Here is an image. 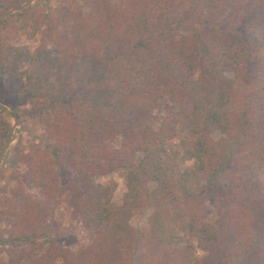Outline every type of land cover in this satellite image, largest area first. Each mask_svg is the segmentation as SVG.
<instances>
[{"label":"trees","instance_id":"trees-1","mask_svg":"<svg viewBox=\"0 0 264 264\" xmlns=\"http://www.w3.org/2000/svg\"><path fill=\"white\" fill-rule=\"evenodd\" d=\"M27 10L0 18V103L29 105L43 134L3 162L0 264H264V0H60L32 12L51 45L32 51L1 36ZM165 96L178 108L155 127ZM9 134L0 109V152ZM175 138L194 168L169 155ZM121 169L113 205L99 179ZM61 203L88 235L75 250L52 238Z\"/></svg>","mask_w":264,"mask_h":264},{"label":"rangeland","instance_id":"rangeland-1","mask_svg":"<svg viewBox=\"0 0 264 264\" xmlns=\"http://www.w3.org/2000/svg\"><path fill=\"white\" fill-rule=\"evenodd\" d=\"M21 1L23 0H17L16 3H19ZM59 2L60 0H37L31 3L30 5L25 7V8H29V10L25 12V16H15L12 18V20H9L8 22L5 21V23L1 25L2 38L12 43L13 45L27 48L30 51L40 46L50 47L51 45H50L49 32L46 30V27L42 23L36 21L35 17L32 16V12L39 13L41 10L45 9L46 6H50L53 9L57 6ZM3 78H4L5 91L7 93L8 92L10 93L9 90L11 83L8 82V80H6V77ZM253 105L256 106L255 104ZM4 106L8 108L13 114L17 113L20 116L19 119L16 118L17 121L14 127V138L10 144V147L15 145L17 142H21L23 147L26 149L31 142L37 141L42 136L43 134L42 126L39 123L38 117L36 116V114L33 113L29 105L11 106L7 104ZM177 108L178 105L176 101L169 96H165L153 111V116L155 119V127L157 123L166 114L176 110ZM4 114L7 116V119L10 122V134L7 139L8 141L11 135L13 121L5 112ZM211 136L213 139L228 138L227 135L220 134L219 131L216 129H213L211 131ZM166 148L168 150L169 155L177 161L178 166L181 170L192 169L195 167L196 162L194 158H192L190 155L186 154L182 150L181 138H175L171 140L167 144ZM3 162L0 165V192L9 191L15 185L14 180H12L11 178L10 169L6 165H4ZM255 177L262 179L264 177V170L259 173H256ZM99 181L102 182L103 184L110 185L111 188L113 189L112 204L113 205L121 204L122 198L126 192V171L123 169L117 170L107 176L100 178ZM205 194L206 197L210 196L209 194H214L217 195L218 197L220 196L222 197L225 193L224 190H215L212 193H208L206 191ZM203 206L208 221L210 222L214 221L215 213H214V209L210 204V201L204 202ZM151 213H152V209L147 206H144L139 210L133 211L129 216L130 225L134 229L144 231L148 225V219ZM53 220L55 223L54 226L55 229L54 231H52V238H54L62 246H65V248L70 250H75L79 246L87 243L88 235L85 233L79 222L72 217L70 213V209L67 206H65V204L61 203L54 210ZM0 226L5 227L6 223L5 222L0 223ZM193 241L195 242V240ZM199 254L201 255L202 252H199ZM2 257H4V255H2Z\"/></svg>","mask_w":264,"mask_h":264},{"label":"water","instance_id":"water-1","mask_svg":"<svg viewBox=\"0 0 264 264\" xmlns=\"http://www.w3.org/2000/svg\"><path fill=\"white\" fill-rule=\"evenodd\" d=\"M37 0H23L19 3H16L12 6H9L5 9H2L0 10V18L1 17H4L10 13H13L15 11H18L22 8H25L27 7L28 5H30L31 3L35 2ZM0 109L3 110L13 121V124H12V130H11V135H10V138L9 140L7 141L6 145L4 146L2 152L0 153V165L2 164V162L4 161V159L6 158L7 154H8V150H9V147H10V144L14 138V127L16 125V117L15 115L8 109L6 108L3 104L0 103Z\"/></svg>","mask_w":264,"mask_h":264}]
</instances>
